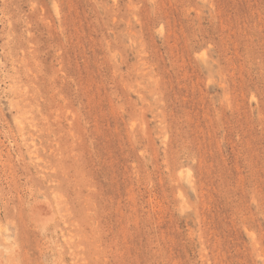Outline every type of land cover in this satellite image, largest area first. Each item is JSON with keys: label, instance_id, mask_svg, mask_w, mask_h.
Masks as SVG:
<instances>
[{"label": "rangeland", "instance_id": "rangeland-1", "mask_svg": "<svg viewBox=\"0 0 264 264\" xmlns=\"http://www.w3.org/2000/svg\"><path fill=\"white\" fill-rule=\"evenodd\" d=\"M0 264H264V0H0Z\"/></svg>", "mask_w": 264, "mask_h": 264}]
</instances>
